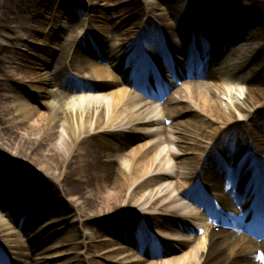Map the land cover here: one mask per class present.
Masks as SVG:
<instances>
[{
  "label": "bare ground",
  "instance_id": "1",
  "mask_svg": "<svg viewBox=\"0 0 264 264\" xmlns=\"http://www.w3.org/2000/svg\"><path fill=\"white\" fill-rule=\"evenodd\" d=\"M23 1L19 7L13 5L7 18L0 22V44H6L5 48L0 45V59L3 61L0 68V147L8 162L0 165V177L9 175L2 185H9L13 191L16 188L21 190L22 180L34 189V185L36 187L41 180L37 174H34V179L18 181L8 169L16 156L25 157V160H31L37 171L54 177L62 190L59 199L48 195L38 198L44 193L45 187L41 184L29 194V197L33 195V200H38L36 208L31 210H27L23 203L27 200L24 195L18 198L15 195L11 202L0 200V244L11 259V264H19V261L32 264L28 262V250H33H27L24 246L27 241H31L33 249L41 251V258L37 260H55L70 252L63 248L76 247V236L64 238L57 227L67 224L69 231L66 234L76 232V222L85 232L100 239L101 245L105 242L116 245L113 250L104 252L105 255H115L113 259H104L107 264H140L137 262L141 257L131 248L123 246L118 238L107 232L101 235L94 230L91 220L100 213L93 215L94 212L89 213L88 207L89 204L100 203L103 205L101 212L108 215L123 214L134 204L138 206L137 210L151 214L148 223L142 229H136L138 242H141L144 234H150L149 229H153L154 245L161 244L166 249H145L151 258L146 264H256V258L251 255L255 250L264 248V240L255 243L238 231H231L235 237L230 233L220 236L214 232L194 236L196 229L193 230L189 223L191 221L209 231L211 227L206 224V217H215L213 207L216 206L201 204L200 208L204 211L200 213V208L190 204L191 200L198 202L191 193L190 185L195 182L200 167L208 162L204 156L224 133L222 129H216L207 117L223 123L232 131L242 122L241 118H249V122H252L250 117L257 120L256 109L264 107V85L243 75L249 59L260 53V47L254 46L253 51L249 49L248 38H255V30L245 34L247 40L234 45L236 36L244 33L251 24L252 18H246L250 15L245 7L248 0L238 1V10L242 9L238 19L231 26L234 20L232 14L228 15L233 22H227L219 35L214 34L213 28L222 18H218L214 11L198 9L193 3L185 6L187 0L181 2L187 10L185 18L179 16L184 11L180 10V5L175 6L179 4L177 0H169L168 8L173 9L171 18H164L168 8L162 3L163 0H146L145 18L146 15L150 17L148 24L137 26L132 12L125 11V0H87V6L83 9L85 19H80L75 25L76 33L74 30L71 37L78 35V32H81L79 36L84 35L87 29L90 34L98 31V35L103 38L111 36V33H107V25L112 20L109 13L115 14L114 29L120 34L115 38L112 48L106 47L105 40L98 38V43L106 51L82 71V74L86 72L90 75L89 79L96 82L114 80L111 85L90 84L86 80L88 77L82 82L70 74L65 76V71L81 60V56L77 55L68 64L69 40L61 44L63 47L57 53L54 70H48V62L56 55V51L47 49L45 57L43 54L39 58L35 57L36 60L30 63L32 68L27 67V71L22 61L29 47L27 42L35 40V30L49 31L45 44H52L58 39V28L61 27L59 21L51 30L45 27L46 20L48 24L51 23L46 18L48 10H45L51 4L50 0H45L43 4L38 3L39 0ZM78 4V0H61L59 9L65 5L68 10L71 8L77 12L82 9L83 3H80L81 7ZM235 5H228L227 11L233 10ZM38 8L41 10L39 13ZM160 10L162 13H159ZM206 10L207 17L201 18L206 15ZM38 18H43V21L40 22ZM155 18L166 24L164 29L168 41L165 42L164 34L159 33L160 27L159 31L156 30L153 22ZM203 19L205 23H201ZM144 26L151 30L141 38ZM134 27L139 28L138 36L132 32ZM227 31L229 38L224 46ZM176 33L186 35L190 40L196 37L199 41L198 36L212 38L213 42L207 46V50L200 42H197L195 49L201 53V60L206 59L208 63L206 84L188 83L186 88L189 94L181 90L164 102L143 92L135 93L128 85L130 71L124 68L125 60L143 56L138 51L139 47H136L138 44L143 47L147 45L149 51L146 47L144 49L156 57L158 55L161 60L167 59L169 53L178 54L181 50L189 54L190 42L182 49L172 41ZM146 37L150 43L145 40ZM78 38L75 36V42ZM35 42V45H43L38 39ZM78 49L81 52L93 51L82 45ZM106 60L108 67L102 64ZM115 71L123 76L121 82ZM117 83L119 87L113 85ZM53 84L59 90L57 93L49 90ZM243 85L247 88L242 94L240 88ZM158 96L155 94V97ZM185 100L192 101L195 106H185ZM234 112H238L237 121H234ZM196 113L201 119L191 121V115ZM116 159L122 162V166L116 163L119 167L114 168ZM249 173L243 174L246 183L249 181L245 177ZM252 175L251 179L254 178ZM69 182H80L83 187L74 189L69 186ZM234 187L235 195L222 199L221 204L235 202L237 205V200L244 193L236 194L238 184H234ZM65 197L75 200L81 210L65 208ZM137 197L140 198L136 201ZM238 210L245 215L251 207L239 206ZM174 219L181 222L174 223ZM79 240H85L86 243L88 237L85 234ZM131 243L134 244L133 241ZM84 246L83 250L88 248ZM183 250L189 251L182 254ZM159 254H162L163 260L155 258ZM116 255L121 256L122 263L116 261ZM77 257L74 255L71 258Z\"/></svg>",
  "mask_w": 264,
  "mask_h": 264
},
{
  "label": "rangeland",
  "instance_id": "2",
  "mask_svg": "<svg viewBox=\"0 0 264 264\" xmlns=\"http://www.w3.org/2000/svg\"><path fill=\"white\" fill-rule=\"evenodd\" d=\"M45 0H39V2H44ZM75 1V0H74ZM79 1V7L80 3L82 4V9L80 10L81 13H79L78 11L76 12L74 9L68 10L65 5H63L62 9H59V5L61 3V0H50L51 4L49 5V7H46L45 10L47 11L46 14V18H48L49 21H51L50 24H48L47 20L45 21L47 30H51L55 24H57V21H59V26L61 28H58V39L55 40L54 42H52V44H45L47 42L48 36H49V31L45 30H35L36 32L34 33L36 35L35 40L38 39L40 40L43 45L38 46L35 45L34 43L35 40H29L27 43L29 45V47L27 48V50H25L24 52V56L25 58H23L22 61V65L25 66L27 69L28 68H32L30 63L34 62L35 57L39 58L40 55L43 54L44 56V52L47 51V49H51L56 51V55H54L51 59H49L48 65L50 66V68L48 70H54L55 66H56V62L58 59L57 53L61 50V48L63 46H61V44H64L65 42H67L69 40L68 44V49L70 54L67 56L68 57V63L71 62L74 54H79V52L77 51H73V47H74V41L73 38L71 37V34L73 33V31L75 30V25L77 23H79L80 19H85L84 17V8L87 6V0H78ZM126 1V5H125V11L126 13L132 12V16L134 14V17L137 19V21H139V19H141L144 22H148V17L145 19V13H146V5L144 3V0H135V1H130V0H125ZM137 1V2H136ZM179 1V4H175V6H179L180 5V10L187 12V10H185V6H190L192 5V0H189L186 4L184 3V5L181 3L183 2V0H177ZM22 2H24L23 0H0V22L1 20H4L7 18L9 11L11 10V7L13 5H16L17 7L21 6ZM56 2V5H54ZM194 5L195 7L199 8H205L207 10H210L211 8H213V6L215 5L216 2H220V3H224V5H226V13L227 15H229L230 13L233 14L234 9L227 11V7L228 5H237L238 0H194ZM69 3V2H68ZM136 4V5H133ZM162 3H164L166 5V7L168 8L169 6V0H163ZM189 3V5H187ZM133 5V6H131ZM235 5V6H236ZM234 6V8H236ZM37 7L38 4H37ZM245 7H247V11L248 13H250V15L246 18H252L251 20V24H249V27H252L255 30V38L254 39H250L249 43H250V47H251V51H253L254 46H259L260 47V53L257 56H254L253 58L250 59V61H248L247 65L244 67V71H243V75L251 78L253 81H257L260 84L264 85V0H248L245 4ZM44 10V11H45ZM60 10L62 11V13L59 14ZM220 11L224 10V9H219ZM38 13L41 11L38 8ZM169 12H172L171 8H168ZM167 11L165 10V13ZM199 12V10L197 11ZM159 13H162L161 11ZM166 18H171L169 16V14H165ZM241 13V11L238 13V15ZM237 15V16H238ZM110 18L112 17L111 22L107 25V33L110 34L109 37L105 36V38L101 37L98 35L99 32H97V40L98 38H102L104 39L106 42V46L111 49L112 48V44L115 41V38L120 34L119 31L114 29V24H115V14L113 12L109 13ZM225 15H223L224 17ZM114 17V18H113ZM192 18V17H191ZM198 18V15H197ZM201 18H205V16L201 17ZM200 18V19H201ZM234 18V14L233 17ZM238 18V17H237ZM236 18V19H237ZM39 21H43V18H38ZM140 20V23L142 22ZM227 21L228 20H224ZM160 22V21H159ZM201 23H205L204 19L201 21ZM48 24V25H47ZM223 24V22L221 23ZM2 24H0L1 26ZM58 26V27H59ZM242 26V25H241ZM32 27V26H31ZM35 28V27H34ZM32 28V29H34ZM243 28V26H242ZM134 32L137 31V29H133ZM38 33V34H37ZM73 35V34H72ZM241 35V34H240ZM237 37V36H236ZM28 40V37H27ZM245 40H247V37L245 38ZM3 45V47L6 44H0ZM89 45H91V43H89ZM1 47V48H3ZM5 48V47H4ZM102 54V52H100V55ZM76 55V56H77ZM26 57L28 59H26ZM45 57V56H44ZM89 57L88 55L84 54L83 58H81V62L79 63L80 66H82L83 68H76L73 69L71 68V70L65 71V76H67V74H70V76H75V77H83V74H79L76 70H82L89 64V59L90 58H86ZM102 64H107V60L106 61H102ZM3 66V61L2 58L0 59V68ZM207 69V68H206ZM28 71V69H27ZM208 71V69H207ZM89 77V76H88ZM90 80V79H88ZM84 81V80H83ZM102 81H106V83H109V81L111 82V79H107V80H102ZM195 84V83H194ZM192 84V85H194ZM246 86H243L240 88V92L243 94L246 92ZM50 91H52L53 93H57L59 90L57 88V86H55L53 84V86L50 87L49 89ZM176 92H178V89L172 91L169 93V95H175ZM189 92V91H188ZM179 97V96H178ZM168 98V97H167ZM75 99V98H73ZM39 100V98H38ZM185 106H191L194 107V103L192 101L189 100H185L183 101ZM258 112V119L256 121V123H249L246 122V120H241L242 122L239 123L238 125H236V129L232 130L231 133H225L222 135V138L220 139V142H218L216 148H214L211 153H210V157L208 158V163L204 166L202 172H201V176H202V181H206L209 180V178H212V175H216L215 171H214V164L215 162H217L220 165H224L226 166L225 160L224 158L226 157L225 155L228 153L229 149L228 146L231 145L232 143H238L239 148L242 149V151L240 150L239 152L243 153L244 155L242 156V160L245 158V156L247 154H251L253 155V159L255 160V163L257 165L258 162V158L255 156V154H257V152L260 150V152L264 153V141L262 140H258L257 143L253 142V140L250 142V138L248 136L251 137L250 135V131L251 129H253V135H257L260 138L264 137V107L258 108L256 109ZM234 120H238L239 116H238V112H234ZM207 117V116H206ZM191 118L193 120L191 121H199L201 119V116H199V113L197 114H192ZM208 121H210L211 123L215 124L216 129L217 128H223L226 129L225 126H223L222 123L207 117ZM254 120H252L253 122ZM227 131V130H226ZM125 140H128V137L125 138ZM239 140V141H238ZM3 151L0 147V165H4V163H8L7 161L4 160V155L1 152ZM17 161H14V159L9 163V167L8 169L11 170L12 174L11 175H15V179L18 181H21L22 179H26V181L30 180V179H34V174H37L36 176H39L41 178V180L38 182V185L35 187L34 185V189H38V187L43 184L42 187L44 188V193L41 194V196H49V197H54L56 196L58 199L61 197V190L62 187L61 185L57 182V180L52 177V176H46L45 173L39 172L34 168V164L31 162L30 159L25 157H18L16 156ZM95 157H97V155H95ZM241 160V161H242ZM250 160V159H249ZM249 160H246L242 163L241 168L245 167L244 163L248 162V167H249ZM115 162V160H114ZM119 164L120 166H122V162L119 159H116V162L113 164L114 168L119 167L117 164ZM247 167V166H246ZM240 168V170H241ZM6 176H9L8 174H6ZM23 187L24 188H28L27 186V182L23 181ZM253 184L252 181H250V185ZM69 186L74 188V189H82L83 184L80 182H69ZM49 193V194H46ZM140 197H137L136 201L139 199ZM135 203V202H134ZM89 208V213H93L97 214L100 213L99 216H95L93 218L92 223H94V230L98 231L99 233L105 234V232L109 233L111 236H114L116 238H118L120 240V243L123 246H127L129 248H131L132 250H134V252L141 257L140 260L137 262L140 264H146L147 261H149L151 258H149L147 255L148 253L144 252V250H142L141 248H137L133 245H131V241H133L134 237H137V233H136V229L138 227L142 228V220H144L143 218H141V216L139 217V214H136L137 212V207L135 204L134 206H129L128 207V211L122 213H118V214H114V215H108L103 213L104 211L101 212L102 210V204H96V205H91ZM63 206L65 208L70 207V209L74 208L77 211L81 210V208H79L80 205H77V203L75 202V200L70 199L68 197L64 198V203ZM30 210V209H27ZM150 219V218H149ZM130 221V222H129ZM77 224V228H76V232H69L68 234H66L69 230H68V225L65 224L62 227H57V230L59 231V233H61V236L63 235L64 238L75 235L77 238V244L76 247H72V246H66L63 249L64 250H71L70 252L66 253L65 255H61L58 258H56L55 260H39L36 261V258H39V254L41 253V251L37 252L36 250L34 252L30 253V257L28 259V262L30 261V263H34V264H54V262H57L55 264H107V262L104 260L107 257H110L111 259H113L115 257V255L111 254H107L105 255L104 252L107 250H113V248H116V245H112L109 242H105L104 244H100L99 240L100 239H96L94 238L93 235H91L90 232H85L80 223L76 222ZM127 225L129 227H127ZM137 226V227H136ZM136 227V228H135ZM79 229H81L82 231H79ZM94 231V232H95ZM96 233V232H95ZM86 234V236L88 237V240L85 243V240L82 242L79 239L83 238V236ZM23 235H27L23 234ZM95 235V234H94ZM97 236V234L95 235ZM155 237H157L156 235H154ZM27 238V237H26ZM130 239V240H128ZM153 238H148L147 239V243L151 244L153 242ZM31 243V241H27L26 243H24V246H28ZM85 243V244H84ZM145 241H143V245H144ZM84 245H86L88 248L84 249ZM189 250H186V252ZM185 250L182 251L183 253H186ZM181 254V253H180ZM77 255V258H71L72 256ZM102 257V258H100ZM116 261H118L119 263H122L123 260L121 258L120 255H116ZM155 258H164L162 255L161 256H156ZM158 260H163V259H158ZM160 263V262H159Z\"/></svg>",
  "mask_w": 264,
  "mask_h": 264
},
{
  "label": "snow or ice",
  "instance_id": "3",
  "mask_svg": "<svg viewBox=\"0 0 264 264\" xmlns=\"http://www.w3.org/2000/svg\"><path fill=\"white\" fill-rule=\"evenodd\" d=\"M262 258H264V257H262Z\"/></svg>",
  "mask_w": 264,
  "mask_h": 264
}]
</instances>
